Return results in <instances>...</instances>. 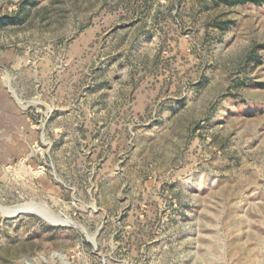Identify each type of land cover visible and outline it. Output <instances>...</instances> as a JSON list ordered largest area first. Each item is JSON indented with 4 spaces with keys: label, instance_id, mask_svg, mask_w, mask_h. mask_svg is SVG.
<instances>
[{
    "label": "rangeland",
    "instance_id": "1",
    "mask_svg": "<svg viewBox=\"0 0 264 264\" xmlns=\"http://www.w3.org/2000/svg\"><path fill=\"white\" fill-rule=\"evenodd\" d=\"M256 1L0 0V264H264Z\"/></svg>",
    "mask_w": 264,
    "mask_h": 264
},
{
    "label": "bare ground",
    "instance_id": "2",
    "mask_svg": "<svg viewBox=\"0 0 264 264\" xmlns=\"http://www.w3.org/2000/svg\"><path fill=\"white\" fill-rule=\"evenodd\" d=\"M31 210H35L40 216L47 220L60 221L56 216H54L47 208L40 206H32Z\"/></svg>",
    "mask_w": 264,
    "mask_h": 264
},
{
    "label": "trees",
    "instance_id": "3",
    "mask_svg": "<svg viewBox=\"0 0 264 264\" xmlns=\"http://www.w3.org/2000/svg\"><path fill=\"white\" fill-rule=\"evenodd\" d=\"M219 2H224L225 0H218ZM249 1H252L253 3H255V4H259V2L258 1H256V0H249Z\"/></svg>",
    "mask_w": 264,
    "mask_h": 264
}]
</instances>
